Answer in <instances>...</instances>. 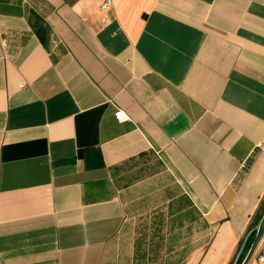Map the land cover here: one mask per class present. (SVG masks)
I'll list each match as a JSON object with an SVG mask.
<instances>
[{
  "label": "crops",
  "instance_id": "obj_1",
  "mask_svg": "<svg viewBox=\"0 0 264 264\" xmlns=\"http://www.w3.org/2000/svg\"><path fill=\"white\" fill-rule=\"evenodd\" d=\"M104 1L0 0V264H241L264 0Z\"/></svg>",
  "mask_w": 264,
  "mask_h": 264
},
{
  "label": "water",
  "instance_id": "obj_2",
  "mask_svg": "<svg viewBox=\"0 0 264 264\" xmlns=\"http://www.w3.org/2000/svg\"><path fill=\"white\" fill-rule=\"evenodd\" d=\"M263 225H264V212H262V215L260 216V218H259V220H258V222L256 224L255 236H254V238H253V240H252V242L250 244V247H249L247 253L245 254L241 264H245L248 261V259L250 258L251 254H252V252H253V250H254L257 242H258V239L260 237V233H261V230L263 228L262 227Z\"/></svg>",
  "mask_w": 264,
  "mask_h": 264
},
{
  "label": "built area",
  "instance_id": "obj_3",
  "mask_svg": "<svg viewBox=\"0 0 264 264\" xmlns=\"http://www.w3.org/2000/svg\"><path fill=\"white\" fill-rule=\"evenodd\" d=\"M111 1L112 0L104 1L101 4V8L107 7L111 3ZM125 117H126L125 113L122 110H118V112H116V114H115V118L118 119V120H123ZM256 257H257L256 258L257 264H264V248L257 251Z\"/></svg>",
  "mask_w": 264,
  "mask_h": 264
},
{
  "label": "trees",
  "instance_id": "obj_4",
  "mask_svg": "<svg viewBox=\"0 0 264 264\" xmlns=\"http://www.w3.org/2000/svg\"><path fill=\"white\" fill-rule=\"evenodd\" d=\"M263 204H264V199H263ZM262 211H264V205H263V209H262ZM262 211L257 215V219H256V221H257V220L259 219V217L261 216ZM250 242H251V240H250ZM250 242H248V245H249Z\"/></svg>",
  "mask_w": 264,
  "mask_h": 264
},
{
  "label": "rangeland",
  "instance_id": "obj_5",
  "mask_svg": "<svg viewBox=\"0 0 264 264\" xmlns=\"http://www.w3.org/2000/svg\"><path fill=\"white\" fill-rule=\"evenodd\" d=\"M255 254H256V251H255V249H254V251H253L252 254H251V258H250L252 261H254V258H255L254 256H255Z\"/></svg>",
  "mask_w": 264,
  "mask_h": 264
}]
</instances>
